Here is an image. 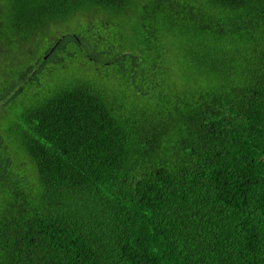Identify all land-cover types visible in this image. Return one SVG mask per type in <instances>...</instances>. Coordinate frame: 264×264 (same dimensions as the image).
<instances>
[{
    "label": "trees",
    "instance_id": "obj_1",
    "mask_svg": "<svg viewBox=\"0 0 264 264\" xmlns=\"http://www.w3.org/2000/svg\"><path fill=\"white\" fill-rule=\"evenodd\" d=\"M0 110V264H264V0H0Z\"/></svg>",
    "mask_w": 264,
    "mask_h": 264
},
{
    "label": "rangeland",
    "instance_id": "obj_2",
    "mask_svg": "<svg viewBox=\"0 0 264 264\" xmlns=\"http://www.w3.org/2000/svg\"><path fill=\"white\" fill-rule=\"evenodd\" d=\"M100 17H101V21L99 20L97 21V23L101 22V24L104 26L105 29L103 32L105 35L109 29H112V31H117V35H112L110 37H109L110 34L108 35V37L104 35V39H103V41L105 42V44H103L104 46L111 45V47L112 46L116 47L115 45H118L119 47L120 46L119 44L125 43L127 41H131L134 44H136L139 36H136V34L132 30V28H134L133 25L136 24V18L134 16L127 18L126 15L125 16H114L113 14H108V15L104 14ZM119 30L125 33L120 35L118 33ZM142 47L145 48L144 46ZM161 47H163V45L156 47L154 50V53H161L160 54L161 56H165L166 58L165 62L171 66H174L175 71L178 73L179 68L176 66H185V63L183 62L182 54L179 51L178 46H169V38H168L166 39L164 49H161ZM145 52H146V54L144 53L145 58L147 59H142V63L146 64L149 58L148 56H150L151 53H147V49ZM7 54H5V56ZM5 62H6V59H5ZM5 62L3 66H5ZM89 64H91V62H89L88 64H84L83 66H79L77 64L69 65L68 68H66V72H60V69L53 70L51 74L49 75L46 74V76L42 78L43 80L42 82H44L45 85L50 86L51 84H54L57 81H60L62 77L64 76V74L66 73H68V75L69 74L70 75L71 74H74V75L84 74V75L93 77L95 81L96 79L99 80V82L102 84L101 85L102 89L112 90V92L116 90L119 91L118 89L119 87L118 85H116L115 73H113L114 69L112 67L107 68V71H109L110 73H108V77H106L104 70H102L99 66H93L94 67L93 70H90V67L87 66ZM87 72L89 74H87ZM119 80H123V78L119 77ZM178 80H180V78L178 79L175 73L170 74V80H169L170 82L176 81L177 83ZM2 115H5L6 117L3 118ZM8 115L9 114L7 113L3 114L2 110H0V128L2 129V131L6 130V128L8 127L9 123L12 120L11 117L13 114H10L9 115L10 117H8ZM23 165H26V164H23Z\"/></svg>",
    "mask_w": 264,
    "mask_h": 264
}]
</instances>
